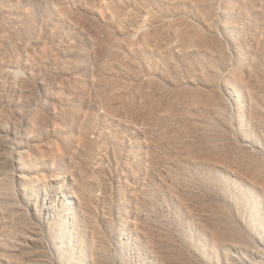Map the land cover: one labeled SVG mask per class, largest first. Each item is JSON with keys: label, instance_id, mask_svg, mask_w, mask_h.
<instances>
[{"label": "rangeland", "instance_id": "374dc122", "mask_svg": "<svg viewBox=\"0 0 264 264\" xmlns=\"http://www.w3.org/2000/svg\"><path fill=\"white\" fill-rule=\"evenodd\" d=\"M239 54L264 57V0H0V137L7 140L0 149V184L9 178L16 194L15 203L10 202L22 207L7 213L0 208V218L12 220L18 229L23 226L17 234L20 245L0 244V264H100L92 231L79 241L70 234L75 166L67 161L60 171L49 158L67 157L76 146L74 125L86 114L95 150L87 179L103 178L112 189L121 187L122 203L127 202L126 185L139 192L146 167L135 155L119 157L115 142L122 140L131 151L141 149L147 112L156 109L161 127L162 108L179 91L187 93L191 110L198 93L223 91L228 108L243 120L248 91L224 77L215 85L204 81L214 73V63L222 57L234 63ZM104 93L110 104H104ZM176 114L179 120L180 110ZM161 148L166 161L154 175L157 184L167 187L172 150L167 141ZM153 200L169 207L159 195ZM91 203L99 215L97 227L107 233L114 264H162L158 248L136 240V216L127 208L131 202L123 208L115 203L111 210L104 202ZM256 208L260 222L264 208ZM247 211L245 219L254 216ZM102 214L111 221L109 234ZM62 219L65 233L59 229ZM181 221L176 226L184 236L191 228L187 218ZM27 222L38 226L25 229Z\"/></svg>", "mask_w": 264, "mask_h": 264}, {"label": "bare ground", "instance_id": "6f19581e", "mask_svg": "<svg viewBox=\"0 0 264 264\" xmlns=\"http://www.w3.org/2000/svg\"><path fill=\"white\" fill-rule=\"evenodd\" d=\"M204 12L208 14L209 10ZM213 66L214 73L204 80L207 84L215 85L216 81L224 77L227 82L234 81L236 85L248 91V107L241 113L243 120L234 114V110L228 108L229 99L224 96L223 91L215 89L212 94L198 93L193 110L187 106V93L179 91L175 93L176 100L162 108L166 115L161 120V127L156 109L151 108L147 112L142 129L144 140L141 149L131 151L132 148L128 150L122 140L115 142L119 157L123 153L131 154L135 155L139 162L145 163L146 173L144 171V177H140V191H136L129 184L126 185V194L129 197L127 202H131V207L127 205V208L136 216V221L133 222L136 240L141 238L144 243L155 247L154 249L158 248L156 251H160L162 264H264V217L262 221H256L259 217L256 215V206L264 208V57H244L239 54L234 63L232 58L222 57L219 63H214ZM102 95L104 104L106 101L109 103L108 96L105 93ZM1 102L0 99V106ZM176 102L184 108L178 109L173 105ZM113 107L109 110H114ZM177 110H180L179 120ZM241 111L243 110L239 108L238 112ZM85 116L86 114L81 123L74 125L77 127V134L73 139L76 146L68 152L67 157L59 154L54 159L49 158V161H54L60 171L67 166V161L73 162L75 166V170L71 172V166L68 165L73 175L71 237L81 239L90 235L91 230L95 241L93 248L96 249L100 264H114L107 244V233L97 227L99 215L91 202L97 206L104 202L110 210L114 208L115 203H119L118 205H122L120 208H123L127 202L122 203L126 197H123L121 187L112 189L103 178L92 182L87 179L88 164L95 158V150L88 135L92 122L90 117ZM167 117L172 122H169ZM2 128L0 124V130ZM156 128L160 129L158 134L153 132ZM165 141L170 143L172 152L169 153V160L172 163L169 165L173 169L172 174L169 173L172 169L166 171L171 181V185L167 187L157 184L154 175L157 168L160 169L166 161L162 158L164 151L161 148ZM6 146L7 140L0 137V149ZM79 159L82 160L80 164L77 163ZM31 161L33 165L38 163L35 158L34 162ZM14 176L16 178L14 173L13 176L10 175L13 179ZM8 179L0 184V208L3 212H15L18 205L13 206L10 201L15 203L16 194ZM98 188L103 191L100 196L95 191ZM156 195L167 202V207H173L178 215L171 214L172 208L171 211L169 207L164 209L158 201H154ZM20 207L19 205L18 209ZM247 208L254 212V216L245 219L243 214L244 211L248 212ZM6 211L4 213H7ZM24 216L22 217L25 218ZM102 216L109 234L111 221L107 215ZM185 218L192 231H186L184 236H181L176 224L182 223L181 220ZM0 219V244L3 247L17 246V234L23 226L18 229L15 222H10L12 220ZM38 219L39 224L44 226V222ZM64 223L65 220L62 219L59 224V229L63 232ZM30 225L24 224L25 229H29ZM35 232L39 233L38 230ZM40 234H43L42 231ZM194 235L196 240L193 239ZM20 240L22 243V239Z\"/></svg>", "mask_w": 264, "mask_h": 264}]
</instances>
